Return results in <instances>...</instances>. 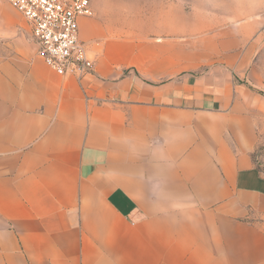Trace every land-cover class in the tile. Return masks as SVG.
Wrapping results in <instances>:
<instances>
[{
    "label": "crops",
    "instance_id": "0c3cea01",
    "mask_svg": "<svg viewBox=\"0 0 264 264\" xmlns=\"http://www.w3.org/2000/svg\"><path fill=\"white\" fill-rule=\"evenodd\" d=\"M79 38L92 73L60 75L0 0V264H264L257 87Z\"/></svg>",
    "mask_w": 264,
    "mask_h": 264
},
{
    "label": "rangeland",
    "instance_id": "374dc122",
    "mask_svg": "<svg viewBox=\"0 0 264 264\" xmlns=\"http://www.w3.org/2000/svg\"><path fill=\"white\" fill-rule=\"evenodd\" d=\"M90 3L92 15L88 18L99 38L135 41L148 50L156 46L161 53L178 51L189 59L203 55L205 62L198 71L220 67L236 72L264 96V0ZM233 54L238 55L237 60ZM258 159L264 167V146L259 148Z\"/></svg>",
    "mask_w": 264,
    "mask_h": 264
},
{
    "label": "built area",
    "instance_id": "2783aa9c",
    "mask_svg": "<svg viewBox=\"0 0 264 264\" xmlns=\"http://www.w3.org/2000/svg\"><path fill=\"white\" fill-rule=\"evenodd\" d=\"M30 26L38 53L60 75L91 74L94 61L79 38V19L92 15L90 0H8Z\"/></svg>",
    "mask_w": 264,
    "mask_h": 264
}]
</instances>
